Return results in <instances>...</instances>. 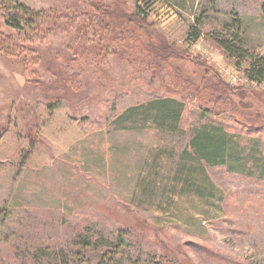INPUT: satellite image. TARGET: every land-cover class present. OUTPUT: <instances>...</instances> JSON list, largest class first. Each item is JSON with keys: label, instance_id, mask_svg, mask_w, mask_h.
<instances>
[{"label": "rangeland", "instance_id": "obj_1", "mask_svg": "<svg viewBox=\"0 0 264 264\" xmlns=\"http://www.w3.org/2000/svg\"><path fill=\"white\" fill-rule=\"evenodd\" d=\"M11 1L64 18L0 12V264H264V0ZM137 7L194 61L146 68Z\"/></svg>", "mask_w": 264, "mask_h": 264}, {"label": "trees", "instance_id": "obj_2", "mask_svg": "<svg viewBox=\"0 0 264 264\" xmlns=\"http://www.w3.org/2000/svg\"><path fill=\"white\" fill-rule=\"evenodd\" d=\"M7 1L8 3H5L2 6H0V12L6 22V25L10 27L11 29L15 30L16 32L20 33L21 35L23 34V31H25L24 30L25 28L33 29V26L43 27V25L46 24V21L48 19L53 20V23H54L56 20L64 18V15L52 13L50 11L43 12V13L42 12L34 13L23 5L17 4L11 0H7ZM128 21L136 22V27H138L139 30L146 33V35H144V38H146V40L143 37L138 38L139 40L136 39L139 41L140 45H137L135 47V51H137L138 56L143 57L142 60L145 61L146 68L147 67L148 68L153 67L154 69L159 68L162 63L160 59L161 57L160 58L158 57V55L160 54L164 55V59L162 60H165V61L171 56H174L175 58H178V59H190L191 61H194V58L186 54L185 51H182L181 49L174 47L173 44H168V43L163 44L162 42L156 40L155 36L151 34V32L153 31L150 30L151 27L153 26L147 22L146 13L140 7H137L135 9V12L131 13ZM119 30L120 29H117V31ZM238 30L239 28L237 27V31ZM149 33L151 35L147 36ZM121 34L122 32L119 31L118 35L120 36ZM199 36H200V33L198 31V28L196 26H192L189 29L188 35H187L189 43L195 42L199 38ZM117 38L121 39L119 37ZM153 39H155L157 42H155V40ZM216 40L219 46L225 51V53H227L228 56L240 58V59L244 58V52L242 48L239 45H234L235 41L237 42L238 40L236 37H233L232 39L222 38V39H216ZM8 42H9L8 48L6 46L5 49L9 54H12L14 53L15 50L18 49V47L15 45V41L12 38H8ZM140 42L141 43L143 42L144 46L141 45ZM248 75L252 81L264 84V60H259L258 58L254 59V61H252L250 68L248 70ZM189 92L194 93L193 91H189ZM169 103H170L169 100L156 101V102L147 103L143 107L144 109L146 107L149 109L151 108L154 109L157 106L164 108ZM162 112H165V111L163 110ZM177 116H178V113L175 112L173 118H177ZM257 128H261V127H257ZM221 139L222 138L218 136V133L216 130L209 129L206 132L201 131L200 133H198L191 144L193 148L196 147L197 149L196 152H197L198 149L205 148L203 144H210L212 147H215V145L218 144V141L220 142L219 148H221L223 146V141H221ZM220 150L221 149L214 148L212 149L211 152H213V154H219L217 156L221 158L222 153L220 152ZM122 237H121V243L124 242L123 241L124 239H122ZM123 238H126V237H123ZM61 264H68V263L66 261H62ZM133 264L135 263L133 262Z\"/></svg>", "mask_w": 264, "mask_h": 264}]
</instances>
